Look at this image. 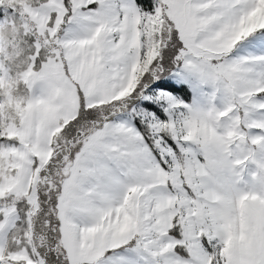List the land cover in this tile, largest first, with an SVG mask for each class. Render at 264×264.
<instances>
[{"label": "snow or ice", "instance_id": "1", "mask_svg": "<svg viewBox=\"0 0 264 264\" xmlns=\"http://www.w3.org/2000/svg\"><path fill=\"white\" fill-rule=\"evenodd\" d=\"M0 264H264V0H0Z\"/></svg>", "mask_w": 264, "mask_h": 264}]
</instances>
